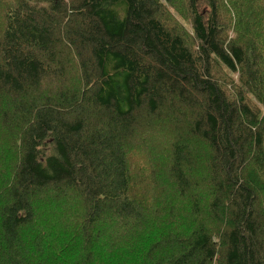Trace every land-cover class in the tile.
I'll return each mask as SVG.
<instances>
[{"label":"trees","instance_id":"trees-1","mask_svg":"<svg viewBox=\"0 0 264 264\" xmlns=\"http://www.w3.org/2000/svg\"><path fill=\"white\" fill-rule=\"evenodd\" d=\"M0 264H264V0H0Z\"/></svg>","mask_w":264,"mask_h":264},{"label":"rangeland","instance_id":"rangeland-1","mask_svg":"<svg viewBox=\"0 0 264 264\" xmlns=\"http://www.w3.org/2000/svg\"><path fill=\"white\" fill-rule=\"evenodd\" d=\"M259 106L262 108V105L261 104Z\"/></svg>","mask_w":264,"mask_h":264}]
</instances>
